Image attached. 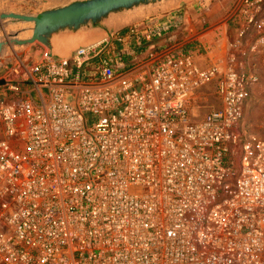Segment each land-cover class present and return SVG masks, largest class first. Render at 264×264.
I'll list each match as a JSON object with an SVG mask.
<instances>
[{
  "label": "built area",
  "instance_id": "obj_1",
  "mask_svg": "<svg viewBox=\"0 0 264 264\" xmlns=\"http://www.w3.org/2000/svg\"><path fill=\"white\" fill-rule=\"evenodd\" d=\"M160 17L1 79L0 264H264V135L243 122L264 0L203 56L140 57L180 23Z\"/></svg>",
  "mask_w": 264,
  "mask_h": 264
},
{
  "label": "water",
  "instance_id": "obj_2",
  "mask_svg": "<svg viewBox=\"0 0 264 264\" xmlns=\"http://www.w3.org/2000/svg\"><path fill=\"white\" fill-rule=\"evenodd\" d=\"M188 0H39L36 14L0 13V22L30 24L28 38L19 39L16 32L0 37V68L8 64L13 55H7L9 45L21 49L29 47L26 63L32 64L45 52L53 59L67 58L85 44L95 33L103 30L109 38L136 23L163 16ZM100 40V41H101ZM22 54L17 52L15 54ZM0 80V86L5 85Z\"/></svg>",
  "mask_w": 264,
  "mask_h": 264
},
{
  "label": "crops",
  "instance_id": "obj_3",
  "mask_svg": "<svg viewBox=\"0 0 264 264\" xmlns=\"http://www.w3.org/2000/svg\"><path fill=\"white\" fill-rule=\"evenodd\" d=\"M236 2V0H218L216 5L212 6L207 3V0H188L186 3L179 4L174 11L165 15L179 16L180 23L171 26L163 37H155L151 42L144 43L140 50V57H144L153 49L173 53L197 50L202 55V46L211 45L214 48L224 46L228 40L235 37L237 31V25L229 20L230 10L234 8ZM217 12L220 13V17L216 19ZM147 21L136 23V25H144ZM201 25L206 27L198 29ZM106 31L95 33L89 40L84 41L85 44L95 40L100 41ZM122 31L124 29L120 32ZM204 60L206 63L209 62L207 57Z\"/></svg>",
  "mask_w": 264,
  "mask_h": 264
},
{
  "label": "rangeland",
  "instance_id": "obj_4",
  "mask_svg": "<svg viewBox=\"0 0 264 264\" xmlns=\"http://www.w3.org/2000/svg\"><path fill=\"white\" fill-rule=\"evenodd\" d=\"M217 1L218 0H207V3L214 6L216 5ZM39 10V0H0V13L12 12L17 14H36ZM231 11L232 10H230V12ZM219 17L220 13L217 12L216 19ZM30 27V24L9 21L0 22V37H7L9 34L20 32V30L28 29ZM204 27L206 26L201 25L198 29H203ZM29 35L30 32L27 30L25 32H20V34H18V38L25 39L28 38ZM16 51L22 52V54H15ZM28 51L29 47H25L23 49L12 45L7 47L6 54L13 55V57L10 58L7 65L0 68V80L19 65L22 66L25 63L27 67L29 66L26 63ZM254 63L255 73L258 75V82L252 87L249 99L246 101V106L243 112V122L250 127V130L253 132V134L262 136L264 135V54L258 56ZM212 91V88L209 87L203 93L204 96L200 99L201 102H204V105H207L204 109L217 107L215 99L210 94ZM204 111H201V114H204Z\"/></svg>",
  "mask_w": 264,
  "mask_h": 264
}]
</instances>
